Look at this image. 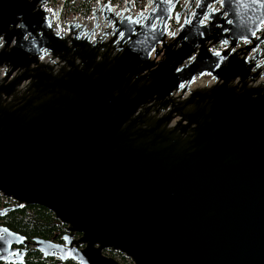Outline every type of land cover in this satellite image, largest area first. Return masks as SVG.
Masks as SVG:
<instances>
[{
	"label": "water",
	"instance_id": "water-1",
	"mask_svg": "<svg viewBox=\"0 0 264 264\" xmlns=\"http://www.w3.org/2000/svg\"><path fill=\"white\" fill-rule=\"evenodd\" d=\"M46 1L0 5V216L39 204L64 232L0 224V260L31 243L59 264H264V66L234 47L264 39V0H98L67 34Z\"/></svg>",
	"mask_w": 264,
	"mask_h": 264
},
{
	"label": "built area",
	"instance_id": "built-area-1",
	"mask_svg": "<svg viewBox=\"0 0 264 264\" xmlns=\"http://www.w3.org/2000/svg\"><path fill=\"white\" fill-rule=\"evenodd\" d=\"M106 1V0H105ZM104 1V2H105ZM112 4L113 10H119L121 7L124 6V3L126 0L123 1H113L109 0ZM134 6V11L138 10H146V2L147 0H143L142 3L139 4L138 8L135 7V0H131ZM74 2L77 5V10H73L69 5ZM103 2V3H104ZM190 0H180L179 4H177L176 9H180L182 6H187ZM196 0L193 2V5H195ZM193 5L190 7L192 9ZM93 2L89 5H86V0H48L44 7L47 11L48 18L50 19L51 26L54 30H57L59 32H63L65 34L68 33V26L67 22L76 19L79 22H84L88 28H90L93 24V15H92V9L94 8ZM215 6H218V4H215ZM82 7V8H81ZM173 21V20H171ZM106 20L103 19L102 15L99 14L98 19V25L95 27L92 37H95L99 35L100 31L103 30L106 26ZM179 22H175V24L172 26L171 23L169 24V33L170 32H176L178 29ZM262 28H264V22L262 23ZM262 32H264V29L258 30L255 34L256 36H259ZM246 44H249V48L246 52L247 56L254 57L258 56L256 63L260 66H264V39L259 41L255 46L252 45V40H239L237 44L234 46L235 48L244 47ZM212 49H220L225 48L224 44H215L211 46ZM50 54H44L40 57V60L42 61H49ZM264 78V76H262ZM215 77L210 73H203L201 75H197L194 80L190 83V87L192 84L199 82L200 85H209L215 82ZM188 90L185 91V94ZM4 197V196H3ZM123 263L125 264H133L131 260L129 259H123Z\"/></svg>",
	"mask_w": 264,
	"mask_h": 264
},
{
	"label": "trees",
	"instance_id": "trees-1",
	"mask_svg": "<svg viewBox=\"0 0 264 264\" xmlns=\"http://www.w3.org/2000/svg\"><path fill=\"white\" fill-rule=\"evenodd\" d=\"M172 22L175 21H171V25ZM5 201L0 193V203ZM4 222L17 232L44 238L60 239V232L64 230L63 224L54 217V214L39 204H28L9 211L4 217ZM120 255L122 258H127L122 253ZM36 257H38L34 261L36 264H46L44 260L39 259L40 255Z\"/></svg>",
	"mask_w": 264,
	"mask_h": 264
},
{
	"label": "flooded vegetation",
	"instance_id": "flooded-vegetation-1",
	"mask_svg": "<svg viewBox=\"0 0 264 264\" xmlns=\"http://www.w3.org/2000/svg\"><path fill=\"white\" fill-rule=\"evenodd\" d=\"M48 1V0H47ZM46 1V2H47ZM45 2V3H46ZM44 3V4H45ZM2 4V0H0V5ZM44 4L42 5V8H44V10H45V12H46V14H47V11H46V9H45V7H44ZM47 16H48V14H47ZM27 35V34H26ZM3 36L2 35H0V47L2 46V44H3ZM6 201L5 202H2V203H0V208L1 207H3V206H6V205H9V204H12L13 202H12V200H10L9 198H6V197H3ZM11 211V210H10ZM9 212V211H8ZM7 212V213H8ZM6 213V214H7ZM5 214V215H6ZM5 215H3V216H0V224H4V225H7V224H5V222H4V217H5ZM63 229H64V225H63ZM64 232V230L62 231V232H60V234H62ZM20 233V232H19ZM21 234H23V233H21ZM23 235H25L26 236V239L27 240H31L35 235H27V234H23ZM56 240H58V239H56ZM13 246H16V245H13ZM19 247L20 248H22L23 247V244H19ZM34 246L33 245H31V243H28L27 244V247H26V250L23 252V254L22 255H16L15 253V256H14V258H15V260L13 261V262H7V261H3V260H0V264H36L34 261H36L37 260V258L38 257H36V256H38V255H40V258L39 259H42V260H44L45 262H46V264H59V262H58V259L56 258V257H43L42 256V254L38 251V250H35L34 248H33ZM104 252L106 253V254H108V255H111V256H114L115 258H122L121 257V253L120 252H118V251H115V250H111V249H105L104 250ZM11 255V254H10ZM36 255V256H35ZM122 259H124V258H122ZM62 264H74L72 261H70V260H67V261H65L64 263H62Z\"/></svg>",
	"mask_w": 264,
	"mask_h": 264
},
{
	"label": "rangeland",
	"instance_id": "rangeland-1",
	"mask_svg": "<svg viewBox=\"0 0 264 264\" xmlns=\"http://www.w3.org/2000/svg\"><path fill=\"white\" fill-rule=\"evenodd\" d=\"M97 1L98 0H86V5H89V4H91L92 2H93V4L96 6V4H97ZM102 2H104L105 0H101ZM113 1H117V0H113ZM119 1H123V0H119ZM134 1V0H133ZM143 2V0H135V7H137L138 8V6H139V4L140 3H142ZM74 11L75 10H77V5L74 3V2H72L70 5H69ZM82 8V7H81ZM173 24H172V26L175 24V22H172ZM197 85H200L199 83H197ZM119 261H121V262H123L122 260V258L120 259V258H117ZM124 259H129V258H124ZM130 260V259H129ZM125 264V263H124Z\"/></svg>",
	"mask_w": 264,
	"mask_h": 264
},
{
	"label": "bare ground",
	"instance_id": "bare-ground-1",
	"mask_svg": "<svg viewBox=\"0 0 264 264\" xmlns=\"http://www.w3.org/2000/svg\"><path fill=\"white\" fill-rule=\"evenodd\" d=\"M197 83H199V82H196V83L192 84V85H191V88H193V87H195V86H200V85H197ZM199 84H200V83H199Z\"/></svg>",
	"mask_w": 264,
	"mask_h": 264
},
{
	"label": "snow or ice",
	"instance_id": "snow-or-ice-1",
	"mask_svg": "<svg viewBox=\"0 0 264 264\" xmlns=\"http://www.w3.org/2000/svg\"><path fill=\"white\" fill-rule=\"evenodd\" d=\"M229 22H231V21H229ZM123 35V33H121V36Z\"/></svg>",
	"mask_w": 264,
	"mask_h": 264
}]
</instances>
